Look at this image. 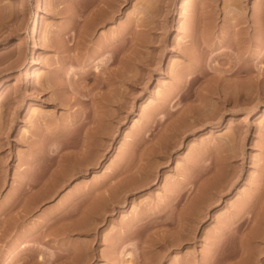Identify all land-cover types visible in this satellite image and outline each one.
<instances>
[{
  "label": "rangeland",
  "instance_id": "1",
  "mask_svg": "<svg viewBox=\"0 0 264 264\" xmlns=\"http://www.w3.org/2000/svg\"><path fill=\"white\" fill-rule=\"evenodd\" d=\"M44 3L0 0V264H264V0Z\"/></svg>",
  "mask_w": 264,
  "mask_h": 264
},
{
  "label": "bare ground",
  "instance_id": "2",
  "mask_svg": "<svg viewBox=\"0 0 264 264\" xmlns=\"http://www.w3.org/2000/svg\"><path fill=\"white\" fill-rule=\"evenodd\" d=\"M37 4H38V7H37V13H36V15H35V17L31 20V22H30V24H29V29H30V31H31V34H32V36L34 37V36H36L37 34H38V27H39V22H40V17H41V14L44 12V9H45V3H44V0H37ZM87 27V26H86ZM86 27L84 28V29H86ZM87 30V29H86ZM85 30V31H86ZM84 31V30H83ZM87 32V31H86ZM85 32V33H86ZM84 33V32H83ZM88 33V32H87ZM81 35H83V34H81ZM83 37V36H82ZM85 38V37H84ZM22 41L21 40H19L18 41V44L19 43H21ZM101 47H104L103 45L101 46ZM100 49V48H99ZM100 50H102V48L100 49ZM103 50H104V48H103ZM120 60V59H119ZM120 63H122V62H120ZM119 63V64H120ZM122 65V64H121ZM119 68V67H118ZM116 70V69H115ZM119 71H117V75L116 74H114V75H116L117 77H118V79L121 77V73L123 72L121 69H118ZM114 72H116V71H114ZM123 75V74H122ZM124 76V75H123ZM113 77V76H112ZM121 79H119V81H120ZM118 81V80H117ZM107 82V81H106ZM111 82V81H110ZM115 83V81H112V83ZM122 82V81H121ZM102 83L103 84H106L105 82H103L102 81ZM118 83V82H117ZM98 84V83H97ZM107 84H108V82H107ZM68 85V84H67ZM99 85H101V83L99 84ZM112 85V84H111ZM114 85H116V83L114 84ZM113 85V86H114ZM122 84H118V86H116L117 87V89L115 88V92H116V95L114 96V98H107L106 96H103L102 95V97H100L99 98V103H101V106L103 105H105V106H107V105H110V104H113L114 103V105L119 109L118 111H120V109H121V107L123 106V104H122V102H121V100H122V97H121V88L122 87H120ZM49 86H52V85H49ZM66 86V85H65ZM69 86V85H68ZM68 86H66V87H68ZM55 86H53L52 88H54ZM66 87H64V88H66ZM49 88V87H48ZM66 89H69V88H66ZM88 90H90V89H88ZM91 91V90H90ZM79 92V91H78ZM89 92V91H88ZM85 94V93H84ZM123 94V93H122ZM85 95H87V92H86V94ZM89 95H91V94H89ZM92 96V95H91ZM122 96H124V95H122ZM94 98V97H93ZM96 99H97V97H96ZM228 99V98H227ZM96 102V101H95ZM59 103H61L60 101H59ZM63 104V103H62ZM104 106V107H105ZM103 107V108H104ZM80 114V113H79ZM96 114V113H95ZM100 115V114H99ZM95 116L94 115V117L93 118H91L90 119V117H89V119H87V117L89 116H86V118L84 119L85 121H84V123H89V122H86V120L88 121H91L92 123H93V121L95 122V124L97 125H94L93 126V128H91V136L89 135V137L87 136V138L83 141V146H84V149L86 148V151L84 150V153L82 154V158H78V159H80V160H75V161H72V164L70 165L71 166V172H74V173H78V172H81V171H84L83 170V163H82V161L83 160H89V162H90V160L91 159H88L92 154L90 153L91 152V149H93L92 151V153L94 154V157H99V156H101L100 154V150H101V147H103L104 146V144H103V142H102V140H101V136H100V134H105V128H104V130H103V128H101V127H103V125L105 126V124H104V122L106 121V120H108L107 119V117H105V115L106 114H104L103 113V115L104 116H102V115H100V116ZM119 116H120V114H118ZM111 116V115H110ZM109 116V117H110ZM81 117V116H80ZM79 117V118H80ZM118 118H120V117H118ZM111 119V118H110ZM83 121V120H82ZM90 122V123H91ZM83 123V124H84ZM82 124V123H81ZM101 128V129H100ZM90 129V128H89ZM177 129L179 130V128H177L176 126L175 127H172L171 129H170V133L169 134H167L166 136H164V138L162 139V140H158L159 142H158V145L157 146H159V153H160V151L162 152V151H164V147L165 148H169L170 146H173L174 145V142H175V144H176V142L178 141V140H176V138H174V137H176V135H178L177 134ZM89 132H90V130H89ZM171 133H173L174 134V136H173V134H171ZM180 135V134H179ZM180 142V141H179ZM179 144V143H178ZM82 146V147H83ZM161 149H163V150H161ZM167 152V151H166ZM100 153V154H99ZM41 156V155H40ZM44 156V155H43ZM93 157V156H92ZM71 162V161H70ZM88 162V161H87ZM88 164V163H87ZM86 164V165H87ZM135 172H137V171H135ZM70 173V172H69ZM221 173H223L222 171H221ZM220 173V174H221ZM116 174V173H115ZM135 174V173H134ZM142 174V173H141ZM227 174H228V172H227ZM146 175V174H145ZM144 175V176H145ZM148 175V174H147ZM146 175V176H147ZM149 175H151V173L149 172ZM148 175V176H149ZM225 175V173H223V174H221L220 175V177H219V175H218V179L216 178L215 180H217V181H215L214 180V182H213V184L210 186V184H209V189L208 190H213L214 188L217 190V188L218 189H220L219 191H218V193H220L224 188H226L227 186L225 185V187H223L224 186V184H225V178H226V176H224ZM27 176V175H26ZM111 176H113V175H111ZM132 176V175H131ZM133 176H143V174L142 175H138V174H136V175H133ZM224 176V177H223ZM133 179V178H132ZM135 180V179H134ZM130 181V180H129ZM136 184H137V182L136 181H134ZM127 183H128V181H127ZM135 183H133V184H135ZM123 186H125V185H123ZM128 186V185H127ZM127 186H125V187H127ZM133 186V185H132ZM121 187V186H120ZM131 187V186H130ZM133 187H135V186H133ZM136 187H137V185H136ZM220 187H223V188H220ZM118 188V187H117ZM124 188V187H123ZM128 188V187H127ZM131 189H133V188H131ZM206 189V190H207ZM119 190V189H118ZM124 190H126V188H124V189H122V192H120L121 191V189L119 190V193H117L118 191H116V190H114V191H112V192H109V193H112V196H113V194L115 193V195H116V197H117V199H116V197H113V198H111L110 196H111V194H109V196H107V197H109V198H111L112 200H110L109 198L107 199V200H110L111 202H109V201H107L106 200V202H105V204H104V206H101V207H110V206H108V203H110V205H112V204H114L115 202L117 203V202H119V201H117V200H119V196H120V199L121 198H123V195H125L126 194V192H125V194H124ZM207 190V192H209ZM127 191H128V189H127ZM130 191V190H129ZM114 192V193H113ZM207 192H205L206 194V196L205 195H203V196H205V197H203V201L204 200H206L207 198H208V194H207ZM120 194H122V195H120ZM126 196V195H125ZM115 198V199H114ZM114 199V200H113ZM105 200V199H104ZM116 200V201H115ZM122 200V199H121ZM124 201V200H123ZM200 202H202V197H201V199H200V201H199V203ZM204 203V202H203ZM201 205V204H200ZM107 208V209H108ZM116 208V207H115ZM197 208V207H196ZM204 208V207H203ZM195 209V208H194ZM101 210H102V208H101ZM193 210V209H192ZM107 210L105 209V212H106ZM195 211H198V210H195ZM194 210H193V212H192V214H188L189 215V219H190V221H194V220H196V217H195V212ZM200 211V210H199ZM104 211H102V213H103ZM195 212V213H194ZM190 213V212H189ZM194 213V214H193ZM104 214V213H103ZM197 215V214H196ZM188 217V216H187ZM198 217V216H197ZM264 218V217H263ZM188 219V218H187ZM188 219V220H189ZM262 219V218H261ZM94 221V220H93ZM258 257V256H257ZM257 257H255V256H248V259H247V261H245V264H258L257 262H258V260H260V259H258ZM260 262V261H259Z\"/></svg>",
  "mask_w": 264,
  "mask_h": 264
}]
</instances>
